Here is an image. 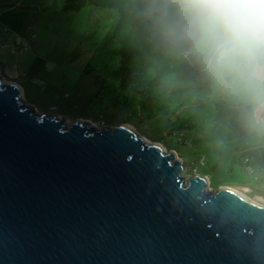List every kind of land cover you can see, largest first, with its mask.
Segmentation results:
<instances>
[{
    "label": "water",
    "instance_id": "1",
    "mask_svg": "<svg viewBox=\"0 0 264 264\" xmlns=\"http://www.w3.org/2000/svg\"><path fill=\"white\" fill-rule=\"evenodd\" d=\"M0 73V264H264V205L185 180L132 126L38 113Z\"/></svg>",
    "mask_w": 264,
    "mask_h": 264
},
{
    "label": "rangeland",
    "instance_id": "2",
    "mask_svg": "<svg viewBox=\"0 0 264 264\" xmlns=\"http://www.w3.org/2000/svg\"><path fill=\"white\" fill-rule=\"evenodd\" d=\"M61 6V0H0V73L21 87L26 103L38 113L65 117L67 124L80 119L96 127L130 125L166 151L176 150L186 181L198 173L207 177L208 189L230 187L264 205V170L239 151L219 154L210 143L194 142V133L169 131L168 114L145 117L114 106L88 107L85 101L95 92L88 62L114 14L91 5L69 12ZM211 89L210 99H246L218 97L227 95Z\"/></svg>",
    "mask_w": 264,
    "mask_h": 264
},
{
    "label": "trees",
    "instance_id": "3",
    "mask_svg": "<svg viewBox=\"0 0 264 264\" xmlns=\"http://www.w3.org/2000/svg\"><path fill=\"white\" fill-rule=\"evenodd\" d=\"M61 1L66 12L91 5L114 14L88 62L95 86L88 107L168 114L169 131L194 133V142L210 143L219 154L239 151L264 170V117L248 101L209 98L212 84L186 55L189 45L175 30L169 0Z\"/></svg>",
    "mask_w": 264,
    "mask_h": 264
},
{
    "label": "clouds",
    "instance_id": "4",
    "mask_svg": "<svg viewBox=\"0 0 264 264\" xmlns=\"http://www.w3.org/2000/svg\"><path fill=\"white\" fill-rule=\"evenodd\" d=\"M175 30L214 88L264 114V0H169Z\"/></svg>",
    "mask_w": 264,
    "mask_h": 264
},
{
    "label": "crops",
    "instance_id": "5",
    "mask_svg": "<svg viewBox=\"0 0 264 264\" xmlns=\"http://www.w3.org/2000/svg\"><path fill=\"white\" fill-rule=\"evenodd\" d=\"M222 95V96H221ZM221 95H219L218 97H228V95L227 96H225V95H223V94H221ZM242 97V96H241ZM245 101H247L246 99H244ZM241 101H243V100H241ZM249 103V102H248ZM250 104V103H249ZM255 113V112H254ZM256 115V114H255ZM256 117H259V118H262V117H264V114H262V115H256Z\"/></svg>",
    "mask_w": 264,
    "mask_h": 264
}]
</instances>
